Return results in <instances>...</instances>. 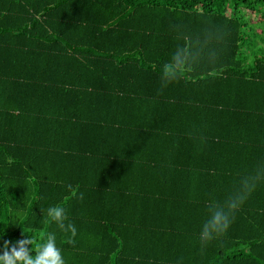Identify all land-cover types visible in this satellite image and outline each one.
Segmentation results:
<instances>
[{"label":"trees","instance_id":"trees-1","mask_svg":"<svg viewBox=\"0 0 264 264\" xmlns=\"http://www.w3.org/2000/svg\"><path fill=\"white\" fill-rule=\"evenodd\" d=\"M261 173L264 0H0V250L54 233L65 264H264V182L198 238Z\"/></svg>","mask_w":264,"mask_h":264},{"label":"clouds","instance_id":"clouds-1","mask_svg":"<svg viewBox=\"0 0 264 264\" xmlns=\"http://www.w3.org/2000/svg\"><path fill=\"white\" fill-rule=\"evenodd\" d=\"M183 63V58L175 57V65L178 67ZM171 82L178 79L174 72L169 73ZM260 182H264V173L252 177H244L241 180V188L231 195L221 205H211L209 215L199 230L198 238L201 245L222 236L231 228L235 212L245 203L248 196L256 190ZM47 215L58 224L61 230L70 232L74 237L77 229L69 220L66 209L63 207H49ZM17 219L13 218L12 222ZM11 222V223H12ZM5 232L0 229V240H3ZM0 264H65L61 248L57 246V237L49 233L43 243L34 249L31 237L26 234L25 238L11 241L4 240L3 248L0 250Z\"/></svg>","mask_w":264,"mask_h":264}]
</instances>
